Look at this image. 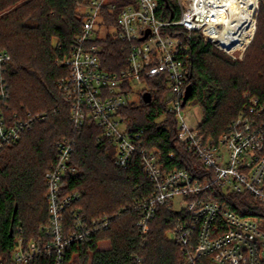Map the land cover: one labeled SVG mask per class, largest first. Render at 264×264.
I'll use <instances>...</instances> for the list:
<instances>
[{
	"label": "built area",
	"instance_id": "1",
	"mask_svg": "<svg viewBox=\"0 0 264 264\" xmlns=\"http://www.w3.org/2000/svg\"><path fill=\"white\" fill-rule=\"evenodd\" d=\"M175 2L180 16L169 21L159 19L157 0H89L79 7L82 33L71 54L55 62L69 70L57 87L61 103L68 107L77 132L88 122L100 130L98 141L113 150L117 168L127 169L140 157L154 186L152 195L134 205L139 215L135 227L142 236L148 234L158 209L168 206L179 215L171 234L182 249L183 264H264V219L241 216L210 198L246 195L264 208V99L244 94L247 103L218 140L191 128L184 114L189 101L183 105L189 46L171 33L174 28L198 33L219 52L242 59L257 30L260 0ZM105 12L114 14L116 28L105 24ZM108 34H114L128 54L127 68L117 73L103 70L100 61L102 45L97 41ZM10 62L11 55L0 51V154L49 117L46 113L7 115L10 93L5 76ZM159 78L165 79L169 91L178 142L200 162L206 172L202 178L185 170H167L161 153L146 149L144 132L129 131L121 116L125 107L139 104L147 82ZM56 148V163L45 175L47 221L32 239L18 227L10 259L0 257V264H71L72 247L94 246L95 238L122 214L85 219L74 207L79 194L66 195L64 188L67 176L76 171L71 165L74 141L63 139ZM134 259L139 264L144 261Z\"/></svg>",
	"mask_w": 264,
	"mask_h": 264
},
{
	"label": "trees",
	"instance_id": "2",
	"mask_svg": "<svg viewBox=\"0 0 264 264\" xmlns=\"http://www.w3.org/2000/svg\"><path fill=\"white\" fill-rule=\"evenodd\" d=\"M89 0H0V51L11 55L6 72L10 97L6 113L25 116L46 113L48 120L38 123L21 140L0 154V257L10 259L15 238L10 231L23 228L27 239L36 237L47 221L45 175L55 165L56 145L63 139L74 141L71 165L76 169L64 182L65 194H79L74 207L87 220L113 217L108 230L100 233L95 245L72 247L71 264H183L181 247L169 239L179 215L168 206L158 209L148 234L142 236L135 223V202L152 195L153 184L145 175L141 159L120 169L114 165V152L98 141L100 130L88 122L77 132L70 112L61 103L58 83L69 70L56 65L72 52L82 33L83 17L78 8ZM159 19L177 20L180 11L175 0H157ZM105 24L116 28V18L104 13ZM189 46L185 88L192 86L189 101L198 103L203 119L198 130L218 140L236 121L249 93L264 99V0H260L257 30L242 62H233L206 44L198 33L174 28ZM102 45V69L120 72L128 66V54L114 34L97 41ZM169 91L164 78L147 82L138 105L121 110L129 131H143L145 146L161 153L167 170L187 171L194 178L206 172L200 162L178 142L176 116L169 107ZM170 156H173L171 158ZM241 216L264 219V208L246 195L210 196ZM145 240V243L143 241Z\"/></svg>",
	"mask_w": 264,
	"mask_h": 264
},
{
	"label": "rangeland",
	"instance_id": "3",
	"mask_svg": "<svg viewBox=\"0 0 264 264\" xmlns=\"http://www.w3.org/2000/svg\"><path fill=\"white\" fill-rule=\"evenodd\" d=\"M1 16V15H0ZM253 44H251L247 50L245 51V53L243 54L242 59H235L232 58L229 55L224 54L225 56H227L231 61L233 62H242L245 59V56L248 52V50L251 48ZM146 86H141L139 89L143 90L145 89ZM184 114H185V120L187 122V124L194 129H198L202 119H203V111L200 107V105L198 103H196L195 101H189L188 104L186 105L185 109H184ZM178 207L176 206L175 209H177ZM169 239L172 240L173 236L171 234V232L168 234Z\"/></svg>",
	"mask_w": 264,
	"mask_h": 264
},
{
	"label": "water",
	"instance_id": "4",
	"mask_svg": "<svg viewBox=\"0 0 264 264\" xmlns=\"http://www.w3.org/2000/svg\"><path fill=\"white\" fill-rule=\"evenodd\" d=\"M192 95H193V88H192V86H188L187 90H186V96H185V99H184V104H183L184 106L192 98ZM13 235H14V229L12 228L11 231H10V236L12 237Z\"/></svg>",
	"mask_w": 264,
	"mask_h": 264
}]
</instances>
